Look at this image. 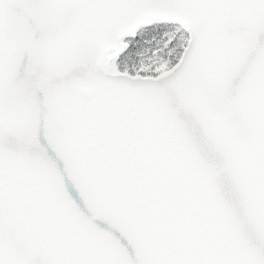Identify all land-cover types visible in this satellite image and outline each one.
<instances>
[{"label": "snow or ice", "instance_id": "1", "mask_svg": "<svg viewBox=\"0 0 264 264\" xmlns=\"http://www.w3.org/2000/svg\"><path fill=\"white\" fill-rule=\"evenodd\" d=\"M0 264H264V0H0Z\"/></svg>", "mask_w": 264, "mask_h": 264}]
</instances>
